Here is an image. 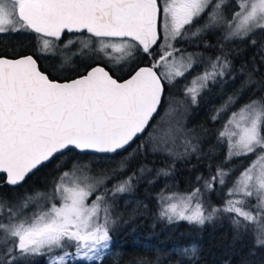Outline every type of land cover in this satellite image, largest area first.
Wrapping results in <instances>:
<instances>
[{"label": "snow or ice", "instance_id": "6c2138e0", "mask_svg": "<svg viewBox=\"0 0 264 264\" xmlns=\"http://www.w3.org/2000/svg\"><path fill=\"white\" fill-rule=\"evenodd\" d=\"M18 32L35 34V44L0 51V264H34V257L46 264H103L118 255L112 251L122 219L117 198L146 173L172 174L169 166L141 163L124 176L132 160L201 152L208 130L188 128L187 107L198 105L210 86L237 79L225 46L235 40L257 45L264 0H0V35ZM66 33L73 38L65 40ZM217 33L218 55L188 51L214 47L205 37ZM141 55L148 62L132 67ZM49 57L60 64L45 67L42 59ZM118 68L127 69V79L116 78ZM196 68L203 70L184 86V99L170 98L166 85ZM65 71L74 78L61 76ZM252 71L212 110L213 122L227 119L206 156L220 147L223 162L214 172L209 165V175H197L188 190L165 185L155 198L158 217L169 224L227 220L235 239L251 232L255 246L264 247V95L236 108L250 90ZM61 157L44 190L4 193ZM235 160L238 168L227 167ZM101 163L114 166H95ZM217 190L222 202L214 205L208 194ZM196 252L195 244L177 246L129 264H163L172 256L185 264Z\"/></svg>", "mask_w": 264, "mask_h": 264}, {"label": "trees", "instance_id": "16d2710c", "mask_svg": "<svg viewBox=\"0 0 264 264\" xmlns=\"http://www.w3.org/2000/svg\"><path fill=\"white\" fill-rule=\"evenodd\" d=\"M6 35H0V51L18 49L23 46L31 49L33 46L30 40H26L25 36H20V34L14 36V33ZM255 38L258 41L255 53L253 46L244 40H242V46H239L237 50L241 53L244 73L248 74L254 70L252 71V77L254 76V80L257 81L255 97H259L264 95V91H261V89H264V51L260 50L261 45H264V33H258ZM183 46L187 47V45ZM191 49H196L195 52H198L200 48L188 47V51ZM147 62L148 58L142 56L132 67H135L136 64L144 65ZM118 73L115 71V74L120 76ZM126 73L127 69L122 73L121 78L126 77ZM245 78H247L246 75ZM182 93L183 88L175 86L172 89L166 85V94L169 97L176 96L183 99ZM165 108L166 104L160 111L161 115ZM195 110L197 114L195 122L209 132H214L208 125L207 112L209 109L206 102V93L200 103L196 105ZM146 137L147 132L128 151L131 152ZM212 138H215V136ZM212 142L214 141L210 143ZM206 154L208 152H205L203 156H187L175 160L164 155L150 154L146 158L141 156L132 160L130 168L124 176L131 174L141 163L152 169L169 166L172 168V174L166 177L161 176L158 179L155 177L154 172L147 174L138 183L134 182L135 188L131 193L121 195L123 197L120 199V209L123 211V215H121V222H119L113 237L114 247L112 249L113 253L118 255L107 256L103 264H129L130 260L136 257L152 258L157 251L164 255L170 253L174 247H185L192 244L197 247L195 258L186 261L185 264H264V247L255 246L251 232L246 236L235 239V233L227 220L199 226L189 224L186 221L169 224L166 220L158 217L159 206L155 197L165 185L172 191H186L194 183L197 175H209V165L213 166L212 171L214 172L215 165L221 164L224 160V149L220 147L218 151L211 154V159L207 158ZM122 155H127V153H122ZM63 159L61 157L48 163L45 167H41L24 182L22 187L4 188V193L11 196L13 190L17 191L25 188L28 190L45 189L46 186H50L53 178L58 175L57 165ZM116 159H119V157H116ZM240 164V160H235L227 164V167L236 166L238 168ZM109 165L101 163L95 166L107 167ZM124 176L118 177V179H123ZM150 180L154 182L149 183ZM112 183H116V181L114 180ZM108 186L111 187L112 185L109 184ZM218 192L219 190L216 193L208 194V199L214 205H219L222 202V196L218 195ZM124 199L127 200V203ZM30 259L34 264H46L43 257ZM176 260L177 257L172 256L170 260L163 261V264H176Z\"/></svg>", "mask_w": 264, "mask_h": 264}, {"label": "flooded vegetation", "instance_id": "af4514ba", "mask_svg": "<svg viewBox=\"0 0 264 264\" xmlns=\"http://www.w3.org/2000/svg\"><path fill=\"white\" fill-rule=\"evenodd\" d=\"M16 34H20V36L22 35L23 37L25 36L26 40H30L31 43L34 46V44H35V34H33V33H25V32H18V33H14V36ZM218 35H219L218 33L217 34L206 35L205 39L207 40V42L209 44L213 45L214 47L209 48V49L202 48V52H203V54L205 56H213L214 57L215 55L219 54L218 48L215 47L217 45ZM255 37H253V38L256 39ZM70 38H73L72 35L66 33L64 39L67 40V39H70ZM239 46H242V40H235L234 42L228 43L225 46L226 50L229 51V59L232 61L233 68L236 70V71L233 72V75L237 76V79L235 81L229 80L227 84L223 85V87H221V86H210L211 90L209 92H206V102L208 104V109H209L208 112H207V117L209 118L208 119V125H210V129L212 131H214V132H216V130H218L221 127V125L223 123V120L227 119V115L223 116V118L220 121L213 122L211 120V118H210L211 115L213 114L212 110L214 108L220 107V105L224 102V100L227 99V96L232 95V93H233V91L235 89L240 88L241 82L244 79H246L245 75L247 76V74H245L244 71H243V75L241 74V71H240L242 69V59L240 57V54H241L240 51L237 50V48ZM252 48H253L254 53H255V51H257L256 50V46L252 47ZM195 50L196 49H191L190 51H195ZM141 57H142V55L138 56L135 61L137 62L138 60L141 59ZM42 64L45 67L52 68L53 66H58L60 64V60H59L58 57L57 58L49 57V58H46V59H42ZM77 64H79L78 61H77ZM141 66H143V65H141ZM201 69L202 68H196L193 72H191L190 73V79H191L192 76H195L198 72H201L202 71ZM125 70L122 71L119 68L116 69L115 71L119 72L118 74H120V76L116 75V78H118V79L121 78L122 75H123L122 73ZM60 75L63 76V77H66V78H74L75 73L70 72V71H65V72L61 73ZM126 77H128V76H126ZM126 77H124V78H126ZM188 78H189V75H188ZM252 81H253V83L251 85H249V89L250 90H246L247 94L243 96V98L239 101L238 104L245 103L250 98H257V97H255V92H256L255 90H256V86H257V81L254 80V76L252 77ZM186 84H187V81H186ZM233 109L235 110V108H233Z\"/></svg>", "mask_w": 264, "mask_h": 264}, {"label": "rangeland", "instance_id": "374dc122", "mask_svg": "<svg viewBox=\"0 0 264 264\" xmlns=\"http://www.w3.org/2000/svg\"><path fill=\"white\" fill-rule=\"evenodd\" d=\"M11 34V33H10ZM4 36H7L6 34H4ZM6 38V37H5ZM190 51V50H189ZM198 52H200V53H203L202 52V48H200L199 49V51ZM136 63V61H134V63H133V65ZM201 70H203V69H201ZM187 79V80H186ZM188 80H190V74H189V78H188V76L186 77V78H183V79H181V80H179L174 86H169V87H171L172 89H174L175 88V86H178V87H180L181 89L182 88H184V86L186 85V81L188 82ZM170 98H172V99H176V100H182V98H178V97H176V96H172V97H170ZM184 99V98H183ZM246 103V102H245ZM242 104H244V103H241V104H238V105H236V108H238L240 105H242ZM195 107H196V105H189L188 107H187V114H186V117H185V120H186V123H187V126H188V128H192V129H199V128H201V126H199L196 122H195V120H196V110H195ZM166 108H167V104H166ZM164 114V112L162 113V115ZM198 114H199V112H198ZM203 114V113H202ZM201 118H202V116H201ZM214 133L215 132H209L208 131V136L204 139V141H202V143H201V145H200V148H201V152H199V153H195V154H191V155H189L190 157L191 156H203L204 155V153L205 152H208L209 153V150L211 149V148H214V146L216 145V140H215V138H212L213 136H214ZM211 141H214V142H212V143H210ZM204 143H206V144H204ZM211 144V145H209V144ZM218 148L219 147H215V151H218ZM214 151V152H215ZM96 167H98V166H96ZM110 167H113L112 165H109V166H107V167H104V166H100V167H98V168H110ZM149 168H151V167H149ZM230 168H236V166H231ZM154 173H155V171H153ZM145 175H147V173L145 174ZM35 189H38V188H35ZM28 191L29 193H31V191L33 190H28L27 188H25V189H23V190H17V191H15V190H13L12 191V194L11 195H13V194H15V193H23L24 191ZM39 190H44L43 188L42 189H39ZM123 195V194H122ZM122 197L123 196H120V197H118L117 198V213H118V215L121 217V215H123V211L120 209V199H122ZM124 201L127 203V200L126 199H124ZM119 224V223H118ZM118 224H117V226H118Z\"/></svg>", "mask_w": 264, "mask_h": 264}, {"label": "water", "instance_id": "95a60500", "mask_svg": "<svg viewBox=\"0 0 264 264\" xmlns=\"http://www.w3.org/2000/svg\"><path fill=\"white\" fill-rule=\"evenodd\" d=\"M127 78H128V77H126V78H124V79H127ZM31 175H32V174H31ZM31 175H30V176H31ZM30 176H29V177H30ZM29 177H28V178H29ZM28 178H27V179H28ZM27 179H26V180H27Z\"/></svg>", "mask_w": 264, "mask_h": 264}]
</instances>
